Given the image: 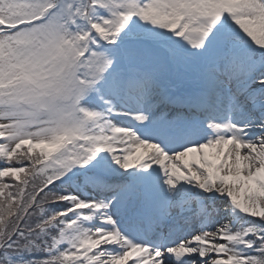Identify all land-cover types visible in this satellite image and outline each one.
<instances>
[{
  "label": "snow or ice",
  "instance_id": "obj_1",
  "mask_svg": "<svg viewBox=\"0 0 264 264\" xmlns=\"http://www.w3.org/2000/svg\"><path fill=\"white\" fill-rule=\"evenodd\" d=\"M0 264H264V0H0Z\"/></svg>",
  "mask_w": 264,
  "mask_h": 264
}]
</instances>
